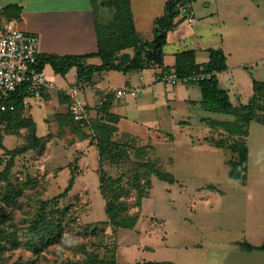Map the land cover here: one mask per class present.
<instances>
[{
    "label": "rangeland",
    "instance_id": "obj_1",
    "mask_svg": "<svg viewBox=\"0 0 264 264\" xmlns=\"http://www.w3.org/2000/svg\"><path fill=\"white\" fill-rule=\"evenodd\" d=\"M103 1L96 0L102 29L118 24L116 9ZM165 2L133 0L132 12L144 38H152L155 18L164 13ZM185 3L193 9L195 21L179 11L174 18L178 25L167 35L166 57L171 60L174 52L194 48L198 60L205 62L210 48L222 49L229 69L222 71L220 84L228 90L235 109L229 113L209 110L201 102L199 84L184 81L174 86L162 80L159 92L146 90L148 100L153 101L154 94L158 97L153 103L127 98L123 105L132 106L136 118L125 117L109 134L100 125L115 123L97 109V93L90 98L85 92L89 125L72 119L66 90L31 99L19 117L0 122V171L12 156L10 150H18L10 182L0 179V224L13 235L4 242L1 264H63L84 258L82 251L72 247L74 242L122 264H165V260L264 264V249L249 251L241 245L260 244L264 239V124L252 121L247 137L237 125L242 121L247 126L240 106L254 95L253 79L264 81V0ZM129 52L133 54L134 49ZM90 61L99 63L100 58ZM45 70L48 78L72 84L73 70L67 78L50 64ZM151 72L143 74L147 77ZM130 74L112 69L104 84L116 88L129 78L143 82L139 70ZM75 82L83 83L77 78ZM161 92L171 106L162 100ZM23 119L33 120L36 127L22 125ZM212 120L226 125L213 126ZM34 133L40 137L36 146L22 152L24 146L32 145ZM99 136L114 142L103 143L102 159ZM246 139L250 149L247 184L230 175L231 145ZM73 175L68 195L58 206L52 202L48 207L56 217L67 210L62 236L33 249L30 220L43 200L65 190ZM107 202L117 218L133 225L117 226L107 213ZM88 223H95L97 230L86 232L83 227Z\"/></svg>",
    "mask_w": 264,
    "mask_h": 264
},
{
    "label": "trees",
    "instance_id": "obj_2",
    "mask_svg": "<svg viewBox=\"0 0 264 264\" xmlns=\"http://www.w3.org/2000/svg\"><path fill=\"white\" fill-rule=\"evenodd\" d=\"M186 1L190 3L192 0H166L164 13L155 18L153 37L145 39L137 30L132 12L131 0H104V4L116 9V20L118 24L107 27L105 26V28L102 29L97 22L99 42L98 51L81 55L40 54L41 67H45L47 64H50L56 73H60L62 75H66L73 67H76L77 79L79 81H88L90 83L93 82V77L97 73H102L112 69L123 70L127 73L134 70H142L155 64L162 65L163 71L174 69L180 78H187L200 74H209V76H206L203 79L188 80L187 83L195 82L200 85L202 91L201 102L204 107L212 111L229 113L233 111L235 107L230 99L228 90L221 86L217 75L218 72L224 71L228 68L227 56L222 49L210 48L209 60L205 62L197 61V52L194 48L180 50L175 53V61L172 66L166 64L163 66V47L167 43L168 32L178 25V22H174L175 16L179 13L177 6L180 2ZM20 12L21 8L19 6L15 4L6 5L0 10V19L3 15L18 17ZM130 48L134 49L133 54L129 52ZM95 56L100 58L99 63H87V58ZM253 86L254 95L252 99L247 104H242L240 106L244 112V115L241 116V118L244 119L246 123L245 125L247 126H242V121H239V124L237 122L239 131H243L246 137L249 134V126L252 121H258L264 124V81L254 78ZM48 96L49 95H46L45 97ZM116 98V95L112 93L108 96L105 102H103V104H96L97 109H101L102 112L109 117L110 121L115 123H103L100 125V128H102V130H107L109 134L115 131L117 127L116 124L121 119L120 114L111 110ZM65 99L66 102L69 103L70 109V97L68 94H66ZM4 104H6L7 107L2 109V105ZM11 105H14V108H10ZM89 106L90 105L87 104L88 108ZM26 108L27 106L23 102V95H16L11 98L0 96V122H11L14 117H19V115L23 113ZM69 112L72 119H74L71 110ZM90 117L91 113L89 114V117L84 120L74 119V121L80 124L84 123L89 125L91 119ZM20 122L22 125H31L34 128L36 127L33 120L23 119L20 120ZM211 123L213 126L218 124L226 125V122L220 120H212ZM18 126L19 124H16V127ZM1 136L2 131L0 128V137ZM39 139L40 137L34 133L32 145L24 146L22 152H24L26 148L36 146ZM99 139L100 142L98 145L101 154L100 157L102 159V149L104 147L103 143L109 142L114 145V142L111 139L109 140V136L105 138H103V136H99ZM231 150L234 155H232L230 159V175L236 181L247 183L250 156L247 139L232 144ZM17 151V148L10 150L12 156L7 162L5 169L0 171V179L10 182L9 173L14 166V158ZM157 172L162 176V178H166L165 173L159 170H157ZM169 179L172 181L173 178ZM74 180L75 177L73 175L64 191L55 195L51 199L43 200L37 213L30 220L31 227L29 230V245L33 249L36 250L40 245L51 243L62 236L64 229L63 215H66L67 210L64 208L60 214H58V217H56L52 213V210H49L48 207L52 202L56 206L59 205L60 199L66 197L72 189ZM106 209L110 219H112L113 222L115 221L117 226L131 227L133 225V221L130 222L126 219L117 218V215L113 212L112 204L107 202ZM83 228H85L86 232H95V230H97L95 223L85 224ZM10 238H13V235L0 224V264L4 242ZM71 245L74 249L82 251L85 256L84 258L78 260H67L63 264H122L116 258H101L98 253L87 250L86 245L82 242H74ZM241 245L244 249L249 251L254 249H264V239L260 244H253L246 241ZM165 264L177 263L165 261Z\"/></svg>",
    "mask_w": 264,
    "mask_h": 264
},
{
    "label": "crops",
    "instance_id": "obj_3",
    "mask_svg": "<svg viewBox=\"0 0 264 264\" xmlns=\"http://www.w3.org/2000/svg\"><path fill=\"white\" fill-rule=\"evenodd\" d=\"M9 4H15L19 6L21 8L20 15L18 17L3 15L0 19V26L10 23L13 26H16L20 29L37 34L39 36V50L41 54L81 55V54H89L98 51L99 42H98L97 16L99 14V10L97 11L98 6L96 0H0V10L1 8ZM131 4L133 8V0H131ZM134 20L136 24L135 17ZM137 30L141 33L142 37H144V35L142 34V32L139 30L138 27ZM163 51H164L163 66H165V64L172 66V64L175 61V53L177 51L173 53V59L171 60L167 59L164 47H163ZM196 57H197V61H199L197 53H196ZM209 57L206 61L209 60ZM92 58L94 57L87 58L86 59L87 63L91 62L90 59ZM227 69H229V64ZM71 70L74 71L73 72L74 77L71 80L73 83L77 78L76 75L77 69L76 67H73ZM148 70H152V72L146 77V75H144L143 73ZM110 71L112 70L95 74L92 83L87 81L88 87L87 89H85V92H87L88 97L93 98L94 94L96 95V93L97 95L101 96L106 88H113L111 87V84L109 82L106 85L104 84V81H106L107 78V73H109ZM139 71L142 72L140 78L142 79L143 82L141 81L132 82L131 79L129 78L126 79V83L124 84V85H131L138 87L139 90L137 94L135 96H128L126 98H116L111 108L112 111L121 115V119H120L121 122L125 117L128 116L135 117L132 115L133 112V110L131 111L132 106L130 107L131 108L130 109L126 107L128 105L126 106L123 105V103L127 101V98L136 99L139 97L140 99L139 102H141L140 104H146L148 102L153 103L158 98L154 94L153 96H151V99L153 101L148 100L147 98H150V95L149 93H147L146 90L151 88L153 92H157V91L159 92L160 90L158 88L159 82L161 84V81L163 80L162 65L155 64L152 65L151 67H147ZM127 73L132 74L133 71ZM221 73L222 71L217 73L220 83H221ZM57 74L61 75L60 73ZM67 75H63V76L67 78L66 77ZM57 83L65 87L70 85L69 83H65V82L64 83L57 82ZM177 85L178 84L174 86ZM121 86L123 85L120 86L118 85L116 88H119ZM160 96L162 100H165V103L168 104V106H171V103L168 102L169 98L165 93L161 92ZM123 99L125 100L122 101ZM173 99L176 98L173 97ZM176 100L186 101L188 99L187 97L181 99L177 97ZM140 104L138 103V106ZM117 109L123 110L122 112L125 113H121V111L119 112ZM139 109H142V105L139 107ZM167 261H172V260H167Z\"/></svg>",
    "mask_w": 264,
    "mask_h": 264
},
{
    "label": "built area",
    "instance_id": "obj_4",
    "mask_svg": "<svg viewBox=\"0 0 264 264\" xmlns=\"http://www.w3.org/2000/svg\"><path fill=\"white\" fill-rule=\"evenodd\" d=\"M178 10L190 16L194 22V11L185 2H180ZM39 50V36L32 32L20 29L12 24L0 26V96L11 98L23 95V102L29 106L31 99H41L44 96L66 90L70 97V110L76 120H84L89 117L90 110L87 101L84 100L85 89L88 82L72 83L65 87L48 78L45 67H41ZM209 74L193 75L180 78L174 69L163 71L162 78L170 84L182 83L188 80L203 79ZM139 88L131 85H123L119 88H106L99 97V104H103L112 93L117 98L135 96ZM7 107L2 105V109ZM10 108H14L11 105Z\"/></svg>",
    "mask_w": 264,
    "mask_h": 264
}]
</instances>
